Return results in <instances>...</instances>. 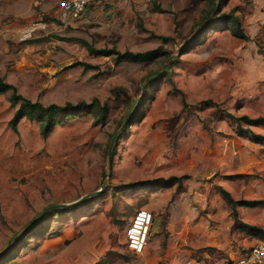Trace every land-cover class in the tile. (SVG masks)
Wrapping results in <instances>:
<instances>
[{
	"label": "rangeland",
	"instance_id": "374dc122",
	"mask_svg": "<svg viewBox=\"0 0 264 264\" xmlns=\"http://www.w3.org/2000/svg\"><path fill=\"white\" fill-rule=\"evenodd\" d=\"M62 1L0 0V78L43 106L95 99L105 119L93 124L88 108L45 137L26 117L12 130L16 106L0 92V263L219 264L264 243L240 230L222 194L264 200V146L226 115L264 116V0H157L169 13L150 0H97L77 16L62 14ZM227 12L245 39L211 25L179 53L201 15ZM80 40L164 54L114 64ZM140 208L153 223L134 255L123 232ZM235 211L264 229L263 206Z\"/></svg>",
	"mask_w": 264,
	"mask_h": 264
},
{
	"label": "trees",
	"instance_id": "16d2710c",
	"mask_svg": "<svg viewBox=\"0 0 264 264\" xmlns=\"http://www.w3.org/2000/svg\"><path fill=\"white\" fill-rule=\"evenodd\" d=\"M210 4H213V0H210ZM151 10L158 13H169V11L163 9L160 7L157 0H150ZM171 13V12H170ZM207 15H201L200 19L194 24L195 30H192V36L189 38V40L182 44L181 47H179V53H183L186 51L187 47L195 41L199 33L204 27L211 26V25H224L221 28H225L229 30V33L238 38L245 39L246 36L244 35L243 31L241 30V27L239 26L238 18L233 15L232 12L227 13H221L216 14L212 13L210 17L204 21V18ZM202 24L200 25V23ZM218 27V26H217ZM152 37L159 38L162 42H167L170 40V37L168 36H162V35H153ZM82 44L86 47V50L89 54L95 55V56H111L113 59L114 64H118L120 62H148L152 58H157L161 55H163V51L161 50V46H158L154 49H150L147 51L142 52H130V51H123L119 52L115 48H94L90 43H87L84 40H80ZM170 56H168L169 58ZM84 68H90L91 66L84 63L82 64ZM165 67H161V72L165 71ZM157 72H151L149 75H147L144 78L143 86L145 87L148 83H150L154 76H156ZM10 91V103L13 106H16L12 117L8 121V125L12 130H15V126L19 119L26 117L31 120H36L39 123L40 126V134L42 137H45L51 129L55 125H59L62 123H65L68 118H71L73 116H79V111L88 109V108H96L98 110L96 119L93 121V124L96 122L103 123L105 119V106L99 105L95 99L91 101L90 104H84L83 102H79L75 105H71L69 103H65L63 106H58L55 104H49L47 106H43L41 103L37 101H30L28 99H25L21 95L17 94L14 87L6 83L0 78V92H6ZM140 101V99L138 100ZM229 119H231L234 123V129L235 132L243 136L247 139H249L252 142L258 143L260 145L264 146V135L253 132L250 127L251 126H264V116H257L255 118H248L246 116H239L235 117L230 114H226ZM245 127H242V126ZM125 127V125H122V129ZM119 134L115 135L111 138L108 147L111 149L115 141L117 140V137ZM224 199L227 201V203L230 205L231 215L234 218V221L237 223L240 230H242L245 234L255 237L260 240H264V229L257 227L255 225L247 224L245 222H242L237 219L236 217V211L235 207L236 205H241L245 207H255V206H263L264 207V200H233L230 195L222 191ZM70 206V205H69ZM69 206H64V208H69ZM43 215V214H42ZM41 215V216H42ZM36 219L34 222L27 227L18 237L23 236L24 234L28 233L33 225L36 224ZM20 232V231H19ZM18 234V233H17ZM8 247V245L3 248L0 251V254L4 255L5 249ZM0 264H18L17 262L12 261H4ZM96 264H103L102 262H98Z\"/></svg>",
	"mask_w": 264,
	"mask_h": 264
},
{
	"label": "built area",
	"instance_id": "2783aa9c",
	"mask_svg": "<svg viewBox=\"0 0 264 264\" xmlns=\"http://www.w3.org/2000/svg\"><path fill=\"white\" fill-rule=\"evenodd\" d=\"M97 0H63L58 6L62 14L77 16L84 12L88 5ZM153 215L149 210H136L126 224L123 237L127 249L134 255L142 254L151 232ZM219 264H264V243L253 245L235 257H229Z\"/></svg>",
	"mask_w": 264,
	"mask_h": 264
},
{
	"label": "water",
	"instance_id": "95a60500",
	"mask_svg": "<svg viewBox=\"0 0 264 264\" xmlns=\"http://www.w3.org/2000/svg\"><path fill=\"white\" fill-rule=\"evenodd\" d=\"M213 6V4H212ZM34 222V220L32 222H30L28 225H26L16 236H14L15 238L18 237L27 227H29L32 223ZM8 245V244H7Z\"/></svg>",
	"mask_w": 264,
	"mask_h": 264
}]
</instances>
